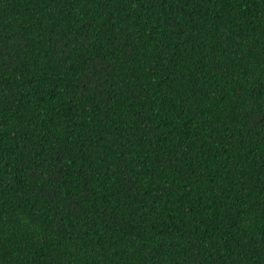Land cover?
Wrapping results in <instances>:
<instances>
[{
	"label": "trees",
	"instance_id": "16d2710c",
	"mask_svg": "<svg viewBox=\"0 0 264 264\" xmlns=\"http://www.w3.org/2000/svg\"><path fill=\"white\" fill-rule=\"evenodd\" d=\"M0 264H264V0H0Z\"/></svg>",
	"mask_w": 264,
	"mask_h": 264
}]
</instances>
